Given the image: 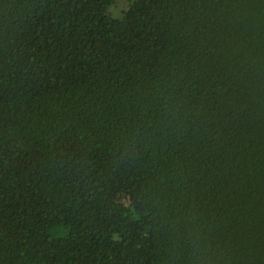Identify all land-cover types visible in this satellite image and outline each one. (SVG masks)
Wrapping results in <instances>:
<instances>
[{
	"label": "trees",
	"instance_id": "16d2710c",
	"mask_svg": "<svg viewBox=\"0 0 264 264\" xmlns=\"http://www.w3.org/2000/svg\"><path fill=\"white\" fill-rule=\"evenodd\" d=\"M0 264H264V0H0Z\"/></svg>",
	"mask_w": 264,
	"mask_h": 264
}]
</instances>
